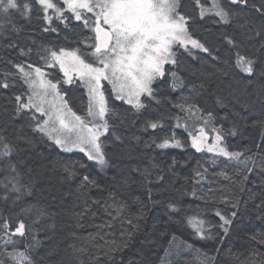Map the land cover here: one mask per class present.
<instances>
[{"label": "snow or ice", "instance_id": "obj_1", "mask_svg": "<svg viewBox=\"0 0 264 264\" xmlns=\"http://www.w3.org/2000/svg\"><path fill=\"white\" fill-rule=\"evenodd\" d=\"M208 2L209 0L203 2L194 0L199 9L200 20H204L206 16L214 17L212 21L214 24L230 25L242 15L238 10L242 8H251L262 18L260 23L247 20L246 24L239 25L242 29L247 28L242 33L243 40H236L234 35L227 31L222 33L234 61L214 55V51L218 49L214 45H206V40L194 35L196 18L180 11L181 0H34L35 5L39 6L38 12L49 26L55 20L68 27L70 20L74 19L82 22L79 27L87 29L88 32L80 37L77 41L78 46L73 48L42 47V51L38 53L43 60L42 66L24 61L15 63L9 61L11 68L0 72V89H13L16 81L22 82L25 90L13 92L11 97L15 105L14 114L27 112L30 121L28 126L40 133L41 137L47 138L63 152L83 153L101 170L118 167L115 159L132 158L131 151L122 147L125 139L121 128L125 123L124 115L110 103V97L123 101L134 110V113L146 110L154 102L164 111L154 118H146L141 129L142 131L161 129V134L151 138V144L162 150L191 148L198 153L211 154L208 158L213 167L221 163L235 164L245 171L243 179L247 181L248 174L256 168L264 171V159L257 164L253 158L255 153L252 148L237 149L226 142L227 136L243 135V132L238 130L247 126V116L233 112L234 116L244 122L243 125L233 120L230 129L217 127L213 111L202 108L197 102V98L207 91L204 85H200L199 89L193 87V95L182 96L178 101L172 100L167 94L161 95L165 88L175 91L184 86V80L176 70L181 49L194 59L197 58V53H208L212 55L213 60L226 65L221 72L222 76H229L230 67H235L249 78L245 81L247 85H257L253 93L241 89H234L227 95L210 92L215 105L230 108L236 103L247 115H255L259 104V111L264 114V0H210V6H207ZM13 10L25 18H30L33 5L26 0L20 2L0 0V17L3 19V22H0V29H3L6 23H11ZM247 24L252 26L247 27ZM12 28L19 30L14 24ZM43 31L57 32V27H45ZM246 41H254L250 45L253 50L251 54H242L240 51ZM13 46L12 43L8 45ZM30 52L31 49L28 52L21 49L22 55ZM257 63L261 65L259 70L256 67ZM57 65L67 78L66 82L71 83L75 76L87 89L84 115H78L69 107L58 84L48 78V74L43 70ZM166 65L172 67L166 69ZM103 82L110 85L108 95ZM238 92L249 97L254 96L255 100L241 103ZM166 105L178 109L183 115L170 111ZM118 116L119 123L116 120ZM252 126L261 129L260 142L253 147L264 154V119L252 121ZM177 129L187 133V139L178 136ZM134 139L139 141L140 137L136 136ZM16 140H23L27 144L33 143L31 138L19 132ZM109 145L118 150L113 156L106 152ZM172 160L173 166L178 163L175 157ZM24 163L25 161L20 158L18 146L7 137H0V173H3V178L0 179V189H3L0 202H10L12 208L19 209L8 216L0 213V256L9 264H44L47 256L55 254L56 249L50 247L46 256H39L38 249L43 244L39 234L54 225L42 224L40 228L35 226L54 214L42 205L39 199L35 202H25L27 197L34 194L35 181L30 170L21 171ZM171 168L172 166L169 167L170 172ZM133 169L140 171L135 166ZM64 170L68 177L75 175L71 168L65 167ZM207 172L206 168L201 169L198 164L195 176L199 179L196 183L207 182ZM171 175L176 177L175 172H171ZM220 175L228 178L226 173L221 172ZM142 176L145 184L152 183L148 179L150 176L148 169L143 170ZM163 179V175H157V180ZM131 180V176L124 177L123 183L128 184ZM83 181L81 187L95 185V181L88 175L83 176ZM152 194L153 190L149 188V199ZM188 194L197 197L195 190ZM255 195L254 192L250 193L249 199ZM157 203H163L170 213L181 211V206L176 201H153V204ZM206 211L198 208L191 215L185 213L184 219L193 229V235L200 239H212L215 235L213 228H218L226 236L237 217V211L224 213L219 208L215 209L219 223L205 219ZM261 212H264V201L261 202L257 214V219L264 220ZM249 239L264 245V232L254 233ZM172 240L175 241L176 237L173 236ZM124 246L126 244L118 245L112 251H119ZM183 252L197 253L202 257V264H207L210 259L207 253L182 241L180 245L169 244L165 252V264H170L171 258H178ZM255 256L256 253L253 252V257ZM4 259H0V264H4ZM79 264H83V261ZM248 264L258 262L251 259ZM259 264H264V260L259 261Z\"/></svg>", "mask_w": 264, "mask_h": 264}, {"label": "trees", "instance_id": "obj_2", "mask_svg": "<svg viewBox=\"0 0 264 264\" xmlns=\"http://www.w3.org/2000/svg\"><path fill=\"white\" fill-rule=\"evenodd\" d=\"M26 2L33 5L30 18H25L13 10L11 23H6L5 33H0V72L11 68L9 61L32 62L34 65L42 66V59L38 55L42 47L73 48L78 46L77 41L80 37L88 32L87 29L79 27L82 23L80 21H76L79 24L69 29L63 23L56 22L54 24L59 27V32H45L43 29L46 25L42 14L38 12L39 6L35 5L34 0ZM184 2L187 7L183 11L193 12L194 0ZM238 10L242 15L230 25L214 24L210 18L204 22L195 21L194 35L206 40V45H214L218 51H214L213 54L222 59L234 61L229 46L223 40V32L233 34L234 38L240 41L244 39L242 33L247 28L242 29L239 25L246 24L247 20L256 23L262 21L251 8ZM0 22H3L2 17ZM13 24L18 31L13 30ZM251 26L247 24V27ZM9 43L14 46L8 47ZM252 43L254 41H246L240 49L241 53L251 54ZM21 49L25 52L31 49V52L22 55ZM178 61L176 70L184 80V88L180 92L165 88L161 95L167 94L172 100L178 101L182 96L193 95V92H187L189 89L192 91L193 87L199 89L200 85H204L207 91L197 98V102L202 108L213 111L217 127L230 129L233 120L243 125L244 122L234 116L233 112L247 116V126L238 130L242 131L243 135L227 136L226 142L237 149L252 148L255 153L253 158L259 164L264 159V154L253 146L260 142L261 129L252 126V121L264 119V114L259 111V104L255 115H247L236 103L230 108L217 107L214 97L210 95L213 91L227 95L234 89L253 93L257 85H247L245 81L249 78L235 67H230L229 76H222L221 72L226 65L213 60L212 55L208 53L197 55L195 59L184 55ZM171 67L168 65L167 69ZM256 67L259 70L261 65L257 63ZM53 71L55 77L57 74V79H61L62 71L58 65L53 67ZM62 79L59 84H62ZM24 90L22 83L17 81L13 89H0V137H7L18 146L20 158L25 161L21 171L30 170L35 181L34 194L27 197L25 202H35L39 199L40 203L54 214L35 226L40 228L42 224L54 225L39 234L43 241L38 249L39 256H46L50 247L56 249L55 254L47 256L44 264H79L80 261H83V264H165V252L169 244L180 245L182 241L207 253L210 258L207 264H248L251 259H256L259 264V261L264 260V255H261L264 253V245L249 239L254 233L264 232V220L257 219L259 206L264 201V171L259 168L253 170L245 184L238 182L230 169L224 168L223 173L226 171L228 178L209 173L207 182L198 184L193 177L198 164L201 166L200 162L206 158L203 153L197 155L191 148L185 151L176 148L158 151L155 145L151 144V138L158 134L141 130L146 118H154L164 109L152 102L146 110L134 113L129 105L111 97L110 101L116 110L124 115L125 123L121 128L125 139L122 147L131 151L132 158L115 159L118 167L101 170L83 153L63 152L47 138L41 137L40 133L28 126L30 121L27 112L14 114L12 94ZM59 90L66 95L73 111L78 115H84L87 89L83 84L77 81L69 87L60 85ZM237 95L240 96L241 103L255 100L254 96L249 97L240 92ZM166 107L174 112L171 105ZM116 120L119 123L120 117L118 116ZM18 132L31 138L33 143L17 141ZM177 135L187 139V133L181 129ZM136 136L140 137L139 141L134 139ZM117 151L112 145L108 146L110 156ZM173 157L178 161L174 166ZM133 166L140 171H135ZM170 166L176 177L171 175ZM65 167L71 168L75 175L68 177ZM144 169L149 170L148 179L152 183H144L142 176ZM85 175L95 181L94 186L81 187ZM157 175H163L164 179L157 180ZM127 176H131L132 180L124 184L123 178ZM2 178L3 173H0V179ZM149 188L153 190L151 199L148 195ZM192 190L197 192V197L188 194ZM2 192L3 189H0V194ZM253 192L256 195L249 199L250 193ZM169 200L178 202L181 211L170 213L163 203L153 204V201ZM198 208L206 209L204 218L213 223H219V218L214 212L217 208L224 213L237 211V217L226 236L218 228H213L215 235L212 239L199 240L184 219L185 213L191 215ZM18 211V208H12L10 202H0V213L5 216ZM260 214L264 215V212ZM46 236L51 238L45 239ZM173 236L176 237L175 241L172 240ZM125 244L126 246L121 247L119 251H112L118 245ZM253 252L256 253L255 257ZM0 259L4 258L0 256ZM4 264L9 262L4 259ZM170 264H202V257L195 252H183L180 257L171 258Z\"/></svg>", "mask_w": 264, "mask_h": 264}, {"label": "bare ground", "instance_id": "obj_3", "mask_svg": "<svg viewBox=\"0 0 264 264\" xmlns=\"http://www.w3.org/2000/svg\"><path fill=\"white\" fill-rule=\"evenodd\" d=\"M207 6H210V0H209V2H208V5ZM185 7H187V6H185V2H184V0H181V9H180V11L182 12V13H184V14H187V15H191V16H193L194 18H196V20L195 21H199V22H204L206 19H215L214 17H205L204 18V20H200L199 18H198V11H199V9L196 7V5H195V3L193 4V9H194V11L193 12H190V13H186V12H184L183 10H185ZM44 20V19H43ZM44 22H45V25H46V27H50L49 25H48V23H47V21H45L44 20ZM59 23V21H55L54 20V22H53V24L51 25V26H54V27H57V32H59L60 31V29H59V27L57 26V25H55L54 23ZM76 24H79V23H77L75 20H70V22H69V24H68V29L69 28H71L73 25H76ZM65 26V25H64ZM6 29H7V26L5 25V27L3 28V29H1V31H0V33L2 34V33H5V31H6ZM194 34H195V32H194ZM56 35V34H55ZM197 37H199L198 35H196ZM206 53H197V55H205ZM188 56L186 53H184L183 52V50L181 49L180 50V52L178 53V60H179V58H181L182 56ZM188 57H190V56H188ZM192 58V57H191ZM28 63H32V62H28ZM41 63H42V65H43V60H41ZM47 74H48V77L54 82V83H57L58 84V87L60 86V85H62V86H65V87H69V86H72V85H74V83L76 84V82H71V83H67L66 82V78L64 77V74H63V72H62V75H61V79H62V77H63V79H62V84H59V82H60V80L61 79H57V74H56V77H55V72L53 71V67L52 68H44L43 69ZM244 74V73H243ZM245 75V74H244ZM17 82H19L20 84L22 83V82H20V81H17ZM183 88L184 87H181V88H178L177 90H175V91H178V92H180V90H183ZM186 91H187V89H186ZM188 93H191L192 91H191V89H189L188 91H187ZM64 96H65V99L67 100V97H66V95L64 94ZM110 103H111V101H110ZM68 104H69V102H68ZM173 110H174V113H176L177 115H183V113H180L179 112V110L178 109H175V108H173ZM168 123V122H167ZM170 123V122H169ZM179 130L180 129H177L176 131H177V133L179 132ZM149 132H151V133H156V134H161V129H156L155 131H153L152 129H149L148 130ZM210 135H211V133H209ZM184 136V135H183ZM184 137H186V135L184 136ZM209 142H211V140L209 141ZM156 147V146H155ZM156 149L158 150V151H162V149H159V148H157L156 147ZM165 149H163V151H164ZM194 150V149H193ZM182 151H185V149L184 150H182ZM195 151V150H194ZM106 152L109 154V152H108V148L106 149ZM195 153L197 154V155H201V153H198V152H196L195 151ZM204 155H205V157L206 158H203V161H201L200 162V164H201V166H199L201 169H204V168H206L207 170H208V172H207V179H208V174L209 173H211V174H213V173H216L217 174V177H221V175H220V173L221 172H224V168L225 169H230V171L233 173V175H234V178L238 181V182H243V183H245V184H247V181H244V179H243V177H244V175H245V171H243V169L242 168H238L235 164H228V165H225V164H223V163H221V164H218L216 167H213L212 165H211V161H210V159L208 158V157H210V155L211 154H205V153H203ZM94 163V162H93ZM95 165V164H94ZM225 173H226V171H225ZM249 176H250V174H248V178H249ZM197 179H199L198 177H196V176H194L193 177V180H197ZM221 233H223L222 232V230L221 229H218ZM198 237V236H197ZM198 239L199 240H202V239H200L199 237H198ZM204 241V240H203Z\"/></svg>", "mask_w": 264, "mask_h": 264}, {"label": "rangeland", "instance_id": "obj_4", "mask_svg": "<svg viewBox=\"0 0 264 264\" xmlns=\"http://www.w3.org/2000/svg\"><path fill=\"white\" fill-rule=\"evenodd\" d=\"M166 67V66H165ZM49 78V77H48ZM66 78V77H65ZM73 78H75V79H78V78H76L75 76H73ZM73 80V79H72ZM79 80V79H78ZM66 81H67V78H66ZM68 83V82H67ZM107 84V83H106ZM107 86H109V85H107ZM59 88V87H58ZM62 94V93H61ZM63 95V94H62ZM64 96V95H63ZM64 99H65V96H64ZM66 100V99H65Z\"/></svg>", "mask_w": 264, "mask_h": 264}]
</instances>
